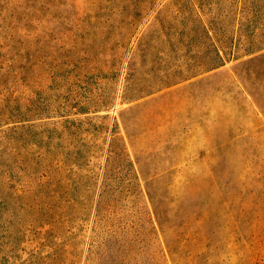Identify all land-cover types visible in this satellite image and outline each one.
Instances as JSON below:
<instances>
[{
  "label": "rangeland",
  "instance_id": "1",
  "mask_svg": "<svg viewBox=\"0 0 264 264\" xmlns=\"http://www.w3.org/2000/svg\"><path fill=\"white\" fill-rule=\"evenodd\" d=\"M0 264H264V0H0Z\"/></svg>",
  "mask_w": 264,
  "mask_h": 264
}]
</instances>
